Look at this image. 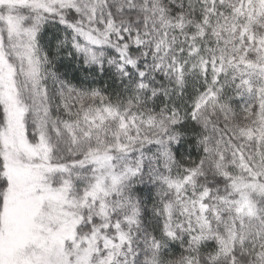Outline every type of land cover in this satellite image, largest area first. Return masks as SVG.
Instances as JSON below:
<instances>
[{
  "label": "snow or ice",
  "instance_id": "6c2138e0",
  "mask_svg": "<svg viewBox=\"0 0 264 264\" xmlns=\"http://www.w3.org/2000/svg\"><path fill=\"white\" fill-rule=\"evenodd\" d=\"M0 264H264V0H0Z\"/></svg>",
  "mask_w": 264,
  "mask_h": 264
}]
</instances>
